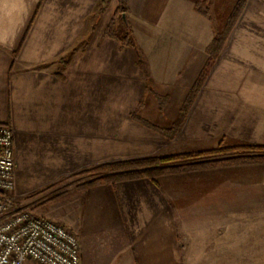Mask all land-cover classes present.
I'll return each mask as SVG.
<instances>
[{
    "label": "crops",
    "instance_id": "crops-1",
    "mask_svg": "<svg viewBox=\"0 0 264 264\" xmlns=\"http://www.w3.org/2000/svg\"><path fill=\"white\" fill-rule=\"evenodd\" d=\"M238 1H225L227 20ZM100 2L0 0V124L13 134L17 199L108 163L167 154L176 141L195 149L204 124L217 129L224 115L231 127L250 132L242 144L264 146V0H247L222 51L232 44L247 80L212 81L216 63L171 143L131 115L144 101L141 114L153 125L170 127L177 120L208 60L218 0H127L136 48L105 37L118 0L98 14ZM239 27L243 33L230 42ZM253 27L259 29L255 34ZM251 73L257 81L249 80ZM148 85L169 98L163 111ZM228 180H209V264H264V181L253 198L255 217L249 198L242 202L227 189L219 192ZM178 182L163 177L159 188L138 179L85 190L74 228L79 264H183L181 244L202 242L185 212L200 195L192 188L190 194H171ZM233 201L243 203L236 230ZM234 246H241L240 259Z\"/></svg>",
    "mask_w": 264,
    "mask_h": 264
},
{
    "label": "rangeland",
    "instance_id": "rangeland-1",
    "mask_svg": "<svg viewBox=\"0 0 264 264\" xmlns=\"http://www.w3.org/2000/svg\"><path fill=\"white\" fill-rule=\"evenodd\" d=\"M109 1L110 0L103 2V0H101L100 2L101 4L99 5V8L97 10L98 14H102L104 12V10L107 8L109 4ZM225 1L226 0H218V3H217L218 10L214 11V15H215L214 22L217 24V26L215 27V31H216L215 35L224 30L226 23H227V17L230 13L228 10H225L226 9ZM233 1L235 2V0ZM205 2L202 3V7H201L203 11L208 10L209 4H206ZM119 5L120 4L118 0V7L113 13L111 20L109 21V23H107L106 28H105L104 35L105 37L110 38V39H113V38L107 35V30L113 23V20L116 24L114 29L116 30L117 35L124 36L125 34L129 32L134 36L133 30L130 27L129 22H128V17H127L128 14L125 15L126 16L125 18L123 17V20H121V17H119L117 14ZM126 5H127V1H126ZM228 7L230 8V5H228ZM127 9H128V6H127ZM252 29L254 31L253 34H255L259 30L258 28H255V27H253ZM242 33H243V29L241 27H239L238 29L236 28V30L233 32L232 39L230 42L232 43L235 42L238 36L241 35ZM113 40H116V39H113ZM118 42L120 43V41ZM78 48H79L78 46H75L70 51V53L76 52ZM123 48H130V47H123ZM231 48H232V44L230 43L229 47L226 48V51H224L223 53L221 52V54L219 55L216 61V63H218V68L216 70V73L213 76L212 81H215L217 83L218 82H228L226 76L230 77L229 82L231 81L240 82L242 79H244V81L245 79L247 80L248 75H244V76L242 75V68L240 65L241 59L235 58L233 56ZM208 59H209V56H208ZM257 77H258L257 74L251 73L249 75V80L257 81ZM191 90L187 96L186 101L188 100V97L191 94ZM147 91L153 92L152 87L150 85L147 86ZM153 93L156 94L155 92ZM156 96L159 102V110L163 111L169 102V98L168 97L163 98L157 94ZM159 97L161 99H159ZM143 104H144V101H141L139 106L137 107L135 112H133L132 115L136 114L137 117L140 118L143 122L149 124L152 129L151 128L149 129L142 124L145 128L154 132L155 134L161 135L169 143L174 142L186 115L188 114L189 110L192 107V106L190 107L185 117L179 115L177 120L170 127L161 128V127H157L153 125L152 123H150L143 117V115L141 114ZM182 109L183 107L181 108V110ZM132 115H131V118H132ZM225 117H226L225 115L221 117L222 122H219V124H217V129L212 130V127L210 128V124H204L205 128L202 131L203 138L200 140V144L195 149L192 148V145H189V146L181 145L179 147L176 141V144L170 145L171 152L164 154V155H159V156L149 157V158H161V157L170 156V155L210 151V150L216 149L222 140L224 143L231 144V145L235 144V142L236 144L237 142L240 144L247 142L249 140L247 139V137H249L250 132L244 131L240 127H231L233 123L231 124L230 121L226 122ZM207 119H208L207 122H209V116L207 117ZM181 120H182V123L180 124L179 129L176 132H174L173 138L169 139L167 137L166 131L174 130V128L176 127L175 125H177V123L179 124ZM241 125L242 124L237 125V126H241ZM211 132L216 133L217 135L216 139L215 138H212L211 140H209V138L206 139V137ZM210 144L212 145L210 146ZM182 148L184 149L186 148L187 150H181ZM179 150H181V152L177 153V151ZM193 150L195 151L192 152ZM149 158H141V159H136V160L149 159ZM136 160H130V161H136ZM119 162H126V161H119ZM113 163H117V162H113ZM108 164H112V163H108ZM81 173L75 176H72V177H68V178H73V177H76V178L69 179L66 182H62L63 180H61L58 183L53 184V185L34 188V190L31 193H29L26 197L17 199V207L19 209L29 210L39 217L52 220L64 226L67 230H69L71 233H73L78 238V236L74 232V228L76 227L77 222H79V219L77 216L79 213V196L82 195L84 191L88 189V188L87 189L84 188V184L86 182L87 177L85 178L82 176L77 177ZM213 176H217L219 182L221 181L222 183H225V180L229 179L228 180L229 182L227 184H221L218 190L219 192L220 190H222V192L225 193L227 189L228 190L227 193H229L228 195H230L232 200L234 199L242 200V202H244V201H247L249 198V205L251 208L250 215L256 217L257 200L253 198H256L258 182L264 181V163L248 161L246 163L239 164V165H225V166H215V167L213 166L210 169H193L192 170V169L186 168L185 170L179 173L167 174V175H164L158 178V184H159V181L163 177H167L170 179L177 178L180 180L177 186H174L171 188V189L174 188L176 190V192L174 193L171 192V194H174V195L176 194L179 196L190 194V192H187V191H189V188H192V190L195 193L200 195L196 199V202H193L192 204H190V206L187 205L185 212L187 216L191 215L192 217L188 220L190 224L189 229H194L195 231L200 230L202 234V236H200V238H202V242H193L189 244L180 243L184 251L185 259L183 261V264H209V255H210V249H211V246H208L209 211H210V204H211V203L209 204V201H210L209 199V180ZM194 183L198 185L194 186L193 185ZM243 184L245 185L243 186ZM227 185L228 187L226 188ZM106 186H112V185H106ZM157 187L160 188L161 187L160 184ZM194 192L192 193L195 194ZM236 203L234 202L231 204L232 207L234 208L231 214H233L234 218L238 220V221H234L235 230L241 229L240 219H241V215H242L241 213L243 209V206H242L243 203L241 202H236ZM222 206H224V204H220V207ZM90 242L91 241H89L88 243L86 241L83 244H85L84 246H89ZM234 254H235V259L236 258L240 259L241 246H234ZM25 264H34V263L32 261H26Z\"/></svg>",
    "mask_w": 264,
    "mask_h": 264
},
{
    "label": "trees",
    "instance_id": "trees-1",
    "mask_svg": "<svg viewBox=\"0 0 264 264\" xmlns=\"http://www.w3.org/2000/svg\"><path fill=\"white\" fill-rule=\"evenodd\" d=\"M107 0H103L106 2ZM127 0H119L118 16L123 20V16L128 14L126 5ZM247 0H239L233 11L231 12L224 30L217 33L206 49L209 56L208 62L203 68L199 78L195 82L191 94L188 100L183 105L180 116L185 117L186 113L192 106L195 98L198 96L203 86L205 85L212 68L214 67L219 55L223 51L227 40L233 31L236 23L241 17ZM205 16H209V12H202ZM115 22L107 30V35L113 39L120 41L123 47L136 48L135 37L131 33H127L124 36L117 35ZM159 99H161L159 97ZM132 119L143 124L147 128L151 126L143 122L136 114L132 115ZM180 123L175 125L174 130H167L166 134L169 139L173 138L174 132L179 129ZM152 129V128H151ZM258 162L264 163V146L261 145H246V144H227L223 140L219 143L216 149L210 151H203L197 153H185L179 155H170L161 158H149L136 161L117 162L112 164H106L102 167L89 170L81 173L79 176L87 177L84 184L85 189L96 187L99 185H112L114 186L118 182L132 181L138 179H149L156 186L158 184V178L167 175L179 173L186 168L189 169H210L213 166H225V165H239L246 162ZM76 178V177H73ZM68 178L62 182H66Z\"/></svg>",
    "mask_w": 264,
    "mask_h": 264
},
{
    "label": "built area",
    "instance_id": "built-area-1",
    "mask_svg": "<svg viewBox=\"0 0 264 264\" xmlns=\"http://www.w3.org/2000/svg\"><path fill=\"white\" fill-rule=\"evenodd\" d=\"M80 243L64 226L17 207L11 128L0 124V264H79Z\"/></svg>",
    "mask_w": 264,
    "mask_h": 264
},
{
    "label": "water",
    "instance_id": "water-1",
    "mask_svg": "<svg viewBox=\"0 0 264 264\" xmlns=\"http://www.w3.org/2000/svg\"><path fill=\"white\" fill-rule=\"evenodd\" d=\"M123 17L125 18L126 16L124 15Z\"/></svg>",
    "mask_w": 264,
    "mask_h": 264
}]
</instances>
